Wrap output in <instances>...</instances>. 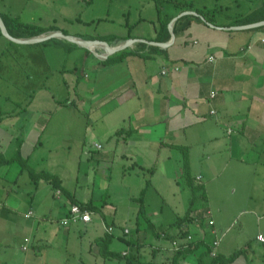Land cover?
I'll use <instances>...</instances> for the list:
<instances>
[{
    "label": "crops",
    "instance_id": "1",
    "mask_svg": "<svg viewBox=\"0 0 264 264\" xmlns=\"http://www.w3.org/2000/svg\"><path fill=\"white\" fill-rule=\"evenodd\" d=\"M95 2L0 0V15L66 34L61 27L79 21L77 6L92 10ZM135 3L142 5L146 2L99 0L97 11L103 14L97 12L88 23L96 30L100 24L118 23V18H109L115 13L121 18L118 34H113V28L105 26L100 27L103 33L68 34L84 40L115 36L118 37L116 40L134 39L147 43H134L129 49L106 58L101 47L93 54L63 39L26 45L48 46L73 56L71 68L58 70L59 91L66 93L57 103L68 108L81 105L88 114L96 111L99 119H109L110 116L107 125L110 124L111 128L107 127L102 137L105 143L101 156L105 154L108 161L110 157L119 159L124 163L123 171L126 167L133 168L137 186L143 182L140 192L144 190L146 224L138 222L140 193L131 198L137 207L134 210L133 238H128L131 234L128 228L119 232L113 218L109 222L105 220L101 210L106 204H103L96 212H90V222L83 224V234L89 243L85 245V251L90 256L99 255L97 240L112 236L109 249L121 256L126 252L125 257L131 262L211 264L209 245L219 239V259H227L236 251L244 252L233 262L217 264H264V243L257 240L258 235L264 237V44L259 41L264 37V31L224 29L233 26H227L228 21L216 14L217 25L212 26L199 16L187 15L188 18L173 24L172 41L167 24L168 38L156 43L171 41V44L165 48L157 47L148 42H155L153 40L159 37L164 17H158L154 4L152 17L137 16L135 7V17L131 18L130 8ZM182 4L191 5L192 8L186 11L197 13L191 1L175 2L165 12L166 17L174 18L180 14ZM125 9L129 11L126 18L121 16ZM251 9L241 3L228 15L245 14ZM163 38H166L165 33ZM12 45L16 46L0 34V58ZM209 56H214L215 61L208 62ZM109 57L113 58L112 63L105 62ZM28 139L32 138L21 139L23 157L24 150L36 147ZM14 167L18 168V175H22L19 166ZM8 175V168H0L1 183ZM139 175L147 177L141 181ZM61 186L63 190L57 195L59 190L45 183L41 194L54 201L49 204V212L54 211L58 215L56 225L64 227L59 224V219L68 211L70 197L83 204L94 202L80 198L76 190L71 192L62 180ZM2 191L0 189V222L4 227V223L11 227L13 217L1 213L6 203L1 201L6 195V191ZM189 212L200 219L183 225L181 229L187 231L185 236H192L195 248L188 253L173 254L169 250L171 241L181 237L183 232L171 225ZM26 213H14L22 216L24 221H19L22 225L20 235L24 238L22 250H27L23 249L27 240L34 245L35 253L41 255L48 247V237L51 236L52 241L58 234L43 223V217L32 215L26 218ZM94 213L99 216L96 223ZM209 220L213 221V226L208 224ZM72 225L64 227V234L74 238L75 232L70 229ZM106 227L112 228L110 234L105 232ZM79 237L81 239L82 235ZM8 246L2 247L0 243V264H17L3 262ZM35 257L25 256L19 264L34 262Z\"/></svg>",
    "mask_w": 264,
    "mask_h": 264
},
{
    "label": "rangeland",
    "instance_id": "2",
    "mask_svg": "<svg viewBox=\"0 0 264 264\" xmlns=\"http://www.w3.org/2000/svg\"><path fill=\"white\" fill-rule=\"evenodd\" d=\"M138 1L146 3L132 5L131 18L135 17V7L137 16L141 14L152 17L154 0ZM171 1L177 3L191 1L194 8L200 10L228 7L229 14L236 10V4L233 2H239V0ZM95 3L97 4L92 10L77 6L76 14L79 21L76 19L74 23L63 25L61 27L63 32L67 35L73 33L91 35L103 33L100 27L105 26L109 29L113 28L111 31L113 34L120 33L121 18L115 13L109 18L112 20L118 18L120 20L118 23L114 21L107 26L100 24L97 30L94 25L90 26L88 22L91 18H95L97 12L103 14L97 11L99 0ZM160 5L164 13L171 8V3L165 1ZM127 13L129 11L125 9L121 16L126 18ZM72 60L73 56L66 55L60 49L55 50L48 46L29 47L22 44L12 45L0 58V154L11 156L16 151V138L27 141V138L31 137V140L28 139L29 143L36 147L31 150L28 148L29 151L24 150L23 158H28L27 169L56 175L71 192L76 190L80 198L93 200L98 208L106 204L101 210L105 220L109 222L113 218L118 231L122 232L123 228H128L131 232L128 238H133L134 210L137 207L131 198L138 197L143 182L140 187L137 186L135 184L137 177L133 173V168L128 169L125 166L123 171L124 163L119 159L110 157L108 161L105 154L101 156L105 143L102 137L106 134L107 127L109 130L111 128L110 124L107 125L111 117L99 119L96 111L88 114L83 107H80L81 105L68 108L57 103V100L64 98L66 93L59 91L58 70L62 67L71 68ZM78 71L80 72V69ZM95 145H100L101 149H97ZM14 166L18 165L13 164L9 167L8 177L2 183L0 181V189L4 190L3 193L6 191V197L1 199L2 202H6L1 213L5 212L13 217L11 227L8 223H4V227L3 222H0L1 246L6 248L9 245L7 254L3 255L5 259L3 262L12 261L19 264L25 256L26 258L36 256L35 261L29 264L44 262L46 264H127L123 259L104 260L98 254L88 255L85 245L88 246L89 243L86 242L87 237L83 234L85 228L83 223L72 225L70 229L75 232V237H67L64 234L66 232L64 227L56 225L58 215L54 211L49 212V204L54 201L50 196L41 194L45 189V182L39 181L35 184L29 178L27 170L19 176L18 168ZM139 177L141 180L147 175L145 177L139 175ZM15 212H31L34 216L43 217V223H47L58 234L52 241H50L51 236L48 237V247H45L46 250L42 251L41 255L35 253V247L30 242L24 241L23 247L27 250H22L24 238L20 235L22 225L19 221H23V217L14 214ZM95 214L97 213L93 215L96 223L99 221V216ZM139 223L146 224L142 219ZM13 228H15L14 232ZM79 235H82L81 239ZM148 242L146 241L147 244ZM50 258L56 261H50Z\"/></svg>",
    "mask_w": 264,
    "mask_h": 264
},
{
    "label": "trees",
    "instance_id": "3",
    "mask_svg": "<svg viewBox=\"0 0 264 264\" xmlns=\"http://www.w3.org/2000/svg\"><path fill=\"white\" fill-rule=\"evenodd\" d=\"M166 2V0H154L155 4H156V10H157V14L158 17H164V21H161L160 24V28H159V37H156L155 42H161L163 39H167L168 38V30H167V24L169 23V21L172 19L173 16H167L166 17V13L162 12L161 9V3L162 2ZM171 3H175L172 2L171 0H169ZM236 4L235 7H239L241 3H244L248 6H250L252 9L245 13V14H240L237 16H233L230 17L229 14V8L226 7L225 8H218V9H196V12L198 14H200V16H202L206 22L210 23V24H214L217 25V23L215 22V14L219 15V16H223L224 19H226L228 21V24H226L227 26H243V25H248V24H253V23H257V22H261L264 21V0H239V2H233V4ZM191 5L189 4H182V10H180V12L186 11V10H190ZM235 11V10H234ZM164 13V14H163ZM0 17L2 18L5 27L7 29V32L9 33L10 36H12L13 38H22V39H26V38H31V37H35V36H39L41 34H44L46 32L49 31H53L52 29H42L40 27H37L35 25H31V24H25V23H21L20 21H18L17 19L14 18H10L4 15H0ZM188 18V16H184L181 17L177 20L176 23H179L180 21L184 20ZM263 29L264 31V26L263 27H259L257 29H255L254 31L257 30H261ZM175 30V28H174ZM163 31L162 36L160 35L161 32ZM164 33L166 34V38H163ZM129 37V36H128ZM118 37L115 36H102V37H95L92 38L90 40H104V41H115ZM55 40H50L48 42H44L42 44H48L50 42H52ZM57 41V40H56ZM113 58L109 57L105 60V62L107 63H112L114 60H112ZM16 143V151L14 152V154H12L9 157H6L3 154H0V168L2 167H6L9 168L11 166H13V164H17L20 168V174H23V172L25 170L28 171V176L29 178L35 183L38 184V182L43 181L47 184H50L52 186V188L54 190H59L61 192L62 186H61V180L59 179V177H57L56 175L50 174L48 172H33L32 170L27 169L28 165V158H23V156L21 155V145H22V141L19 138H16L15 140ZM142 168V167H140ZM142 170L144 171L145 169L142 168ZM146 172H150V169H146ZM143 193L144 190L140 192L139 194V209H138V218L139 220H145L147 219L145 211H144V206H143ZM70 206L73 204H78L80 205L83 209L88 210L89 212H96L98 210V207L96 205H94L93 203L89 202V203H81L78 202L74 197H70ZM193 205V204H192ZM200 219V218H198ZM196 219L190 212L187 213V215H184L183 217H179L177 218L174 223L171 225L178 227L182 233L181 237H178V239H182L185 236V233H187V231H182V226L192 223ZM138 220V222H139ZM184 236V237H183ZM111 240H112V236H105V238H101L99 240H97V245H98V251H99V255L103 258H112V259H121L124 258L126 260V262H128L129 264H144V263H138V262H131L130 260H128L125 256H121L119 253L115 252V251H111L109 249V246L111 244ZM195 243H193V241L191 243H189V246L187 247V249L177 252L175 253L176 255L180 254V253H188L194 250L195 248ZM209 251V250H208ZM244 251H236L234 252L231 256H229L227 259H219V257H214L212 258L213 260L211 261V264H217V263H230L233 262L238 256H240Z\"/></svg>",
    "mask_w": 264,
    "mask_h": 264
},
{
    "label": "water",
    "instance_id": "4",
    "mask_svg": "<svg viewBox=\"0 0 264 264\" xmlns=\"http://www.w3.org/2000/svg\"><path fill=\"white\" fill-rule=\"evenodd\" d=\"M187 15L199 16L202 21H204L208 25H211L210 23L206 22L205 19L202 16H200L198 13H195L192 11L181 12L179 15L172 18L168 24L169 33L171 34V41L174 39V34H173V30H172L173 24L179 18L187 16ZM263 26H264V21H261V22H257V23H253V24H248V25H243V26H233V27L224 28V29L245 30V29H256V28L263 27ZM0 34L3 38L7 39L8 41L15 43V44H22V45H35V44L48 42V41L53 40V39H63V40H66L68 42H71V43H73L79 47H83L85 49H88L93 54H95V49H98L101 47L106 52L105 58L107 56L115 53V52L129 49L134 43L138 44V43L146 42V41L134 40V39H129L126 41H121V40H115V41L84 40V39H81L79 37L65 35L60 31H53V32H50L47 34H41L39 36L26 38V39L13 38L7 32V29H6L5 24H4L1 17H0ZM171 41H169L167 43H163V44L162 43H156V42H148V43H150L154 46H157V47L165 48L169 44H171ZM113 42H121V43L114 44Z\"/></svg>",
    "mask_w": 264,
    "mask_h": 264
},
{
    "label": "built area",
    "instance_id": "5",
    "mask_svg": "<svg viewBox=\"0 0 264 264\" xmlns=\"http://www.w3.org/2000/svg\"><path fill=\"white\" fill-rule=\"evenodd\" d=\"M259 41L264 44V37L260 38ZM208 62H213L215 61L214 56H209L207 58ZM211 95L213 96V93H211ZM97 149H101L100 145H95ZM199 179V178H198ZM57 195L60 194V191L56 192ZM24 216L26 218H30L32 217V213L31 212H27L26 214H24ZM91 220V213L88 210L83 209L80 205L78 204H73L71 206H69L68 211L66 212V214L64 215V217H62L61 219H59V224L61 226H69L72 224H76V223H83L86 224L88 222H90ZM208 224L210 226H213V221L209 220ZM105 232L110 234L112 232V228L111 227H106L105 228ZM125 233H127V231H125ZM257 240L264 243V237L262 235H258L257 236ZM27 242V240H25ZM193 241L192 236L191 235H187L186 237L182 238V239H175L173 241H171V246H170V252L175 254L177 252L183 251L185 249H187V247L189 246V243H191ZM219 239L218 240H214L212 241V243L209 245V251H208V255L210 256V258H214L217 256V250L219 247ZM23 249H25V247H23ZM127 253L123 252L122 256H126Z\"/></svg>",
    "mask_w": 264,
    "mask_h": 264
}]
</instances>
